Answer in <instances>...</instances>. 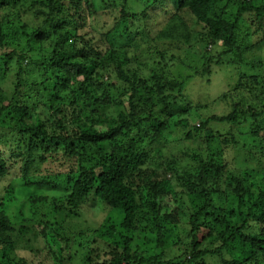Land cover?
<instances>
[{"label": "trees", "instance_id": "trees-1", "mask_svg": "<svg viewBox=\"0 0 264 264\" xmlns=\"http://www.w3.org/2000/svg\"><path fill=\"white\" fill-rule=\"evenodd\" d=\"M26 1L30 5L36 2L0 0V9L10 11L7 19H0V178L20 173L27 186H38V177L50 174L46 166L54 164L57 172L52 177L69 183L63 203L53 202L62 222L45 217L36 233L57 247L48 250L57 264L74 256L71 250L66 253L70 236L62 228L63 222L87 204L103 219L79 255L80 264H207L209 256L218 257L220 264H264V166L252 165L254 159L264 164V79L257 73L263 66L260 60L243 56L254 45L237 41L238 21L225 19L222 8L216 11L219 0H114L109 9L113 13L105 9L109 27L102 33L93 30L96 33L89 37L77 34L73 20L64 16L65 8L51 7L47 23L57 10L54 17L63 25V39L55 30L54 40L57 44L61 39L60 44L44 58L34 52L45 50V42L52 44L44 24L33 32L26 30L28 23L20 31L15 28L14 11L19 16ZM75 1L81 7V0ZM88 2L95 10L93 1ZM243 2L237 20L253 10L258 19L252 22L259 26L255 32L261 31L255 40H264V1L260 5L257 0H250L252 5ZM169 6L174 14L162 26L156 13ZM207 45L224 46L220 60L224 54L235 56L234 61H223L240 71L237 91L254 96L237 101L231 91L232 110L213 114L199 125L182 115L179 124L187 133L169 139L171 120L155 113L140 98L139 82L129 72L136 71L135 65L153 68L151 79L156 83L147 88L162 95L163 113L169 114L170 99H175L171 94L179 87L180 96L186 88L185 82L169 79V75L176 64L193 65V61L181 60L176 51L184 56L194 51L198 63L205 58ZM205 60L196 76L209 73L212 59ZM12 70H16V79L8 83ZM111 71L133 89L115 99L124 108L117 116L105 114L111 99L93 92L102 72ZM139 71L137 68L136 73ZM38 72L50 98L32 106L23 97ZM147 81L140 82L146 85ZM9 84L11 92L7 91ZM243 122L250 125L249 133L257 142L255 151L249 150L251 157L241 156L243 151L236 148L237 137L231 132V127ZM212 123L230 128L222 132ZM204 130L205 137L196 135ZM7 151L9 157H5ZM143 165L148 166L144 169ZM46 176L44 179L50 178ZM10 187L5 186V192ZM168 198L169 202L164 201ZM6 201L0 197V264H46L30 259L26 252L20 255L32 250L33 237L26 238L25 227L15 226L6 212ZM141 234L144 236L138 237ZM25 242L27 246H22Z\"/></svg>", "mask_w": 264, "mask_h": 264}, {"label": "rangeland", "instance_id": "rangeland-1", "mask_svg": "<svg viewBox=\"0 0 264 264\" xmlns=\"http://www.w3.org/2000/svg\"><path fill=\"white\" fill-rule=\"evenodd\" d=\"M35 1L36 2L33 5H30L27 1L24 2L23 8L21 9V13L19 16L16 13L17 10L14 11V22L15 28H17V30L19 31L25 23H28L29 25L26 27V30L30 32H33L36 28L44 24V27L47 30L48 40L52 42V44L50 46L48 42H45V50L37 49L34 51L35 55L40 58L49 56L50 52L52 51V48H58V43L60 44L59 40L63 39L61 35L63 31V29L61 31V28L63 27V25L58 23V21L56 22L57 18L54 17V15L58 13L57 10H53V13L51 14V18H53L51 19V21H49V23H47L46 19L49 18V12L52 10L51 7H55L57 9H61L62 7L65 8L66 10L64 16L73 20V29H78L77 34H85L86 36L88 35L87 37H89V33L93 32V30L98 31V33H102V31L106 30L109 26L107 25V15H105V9H108L106 11L110 13H113L114 11L109 10L114 0H92L93 6L96 7L95 10L94 7L92 8V10L90 9L88 0H81V7H79V3H77L75 0H52V2L50 0ZM116 1L118 3L121 2V0ZM133 1L138 0H132L131 2ZM243 1H247V3H245L246 5H252L250 0H239L238 2H233L229 0H219L217 2L216 11L222 8L225 19H227L231 23L238 21L237 41L242 42L246 40L249 46L254 45L251 50H249L250 48L246 49V52L248 50L249 51L243 56L245 58L251 59L252 61H261V64L263 66L261 67L262 71H259L257 69V73L263 75L264 79V40H255V38L258 39V33H261V31L258 30L257 32H255V29H257V27L259 28V26L257 24L254 25V22H252V19L256 22L258 16H256L253 10H249L244 15H242L239 20H237L239 17V9L243 6L244 3ZM263 1L264 0H257L256 3H263ZM67 9H70V11L73 12V17H70L69 11ZM11 11H13V9ZM38 11L41 12L38 13ZM9 12V9L2 10L1 8L0 19H7L5 15ZM173 14L174 12L169 6L167 11L162 10L157 12L156 18L160 19L161 25L163 26L167 22V20L172 17ZM79 16H82V18L79 19ZM105 22L106 24L104 25ZM189 23L193 25L192 20H190ZM262 27L264 28V21L262 22ZM55 30L57 31L59 38H61L57 40V44L56 40H54V38H56L54 34ZM95 33L96 32H93L92 35ZM71 41L72 39L70 40V42ZM67 44L68 43H66V45ZM204 47V52L206 53L205 58L207 57V59H212L209 64L211 67V73L209 71V73L204 77L196 76V74L198 70H201V68L203 67L202 65L205 64V58L201 59L197 63L195 60L194 51H192V53L190 51L187 56H184L185 54L183 52L179 53V51H176V54L178 56L180 54V56L182 57L181 58L179 56L181 60H185L187 62L193 61V65L192 67L184 68L180 64H176V66L172 70V73H170L169 75V79L183 81V83L185 82L186 86L185 91L184 87L182 88L180 96H178L179 87H176L173 94L170 93L172 96H174L175 99H170L171 110L169 112L171 113L169 114L163 113V104H161L163 102L162 95L159 94L156 89L151 90L147 88V86L151 87L154 86V84L156 83L155 80L151 79V71L153 68L151 66L142 67L135 65L134 68H136V71H133L134 69H132L129 72V76L131 77V79L134 82H139L138 84L140 89V98H142L144 102L148 105V107L152 108L155 113H158L162 117H167L171 120V127L167 131L169 139L175 140L176 135H179L180 133H182V135H185V133H187L184 127L179 124V120L182 115L188 116V119H190L192 124L199 125L202 123L203 120H206L207 117L212 116L213 114L221 115L224 113H229L232 110V98L230 96L231 91H233L234 97L237 99V101L243 100L246 102L248 96H254L252 93L246 90L237 91L239 87L236 85L241 79L240 71L238 67L228 66L226 60L225 62L223 61L224 59H227V61L233 60L235 56H225L224 54V56L220 60L219 54L224 51V46L217 45L216 47H214L207 45V47ZM34 52H32L31 54L34 55ZM235 61L237 62L239 61V59H236ZM14 66L16 65L13 63L12 68ZM137 68H140L139 74L136 73ZM16 75V70H12L8 76V83L13 82V80L16 79ZM34 77L35 78L31 79V86L26 87L24 92L26 96L23 97V101L28 102V104L32 106H36L38 103H42V100L44 98H50L49 92L44 90V86H42V82L44 79L42 73H35ZM144 78L148 79L146 85L140 82ZM94 85L98 86L97 88L96 86L94 87L95 91L93 92H95V96L101 97L102 94H105L112 101V103L110 104L111 106L105 110L106 115L117 116L124 111L123 106L117 104L115 99L119 98V96L124 93H130L133 91L132 85H130L129 82L126 83L122 81V79L119 78L117 73L111 71L102 72L100 78H98V82H96ZM9 86L10 88L6 86L8 89L7 91L11 92L12 85L9 84ZM49 86L52 88V85ZM168 92L169 91L167 90L166 93ZM228 92H230L228 98L225 97L227 99H221V96ZM190 102L193 103L196 108H194L192 104H190ZM54 103H58V101L55 99ZM89 103L91 108L92 101H90ZM251 103L254 104L255 101L252 100ZM198 105H202V108H197ZM43 118L46 121V118ZM243 123H238L234 127H231V132H233L237 137L236 148L242 149L243 151L241 153V156L244 157L245 154H247V156L251 157V151L249 150H252V152L255 151L254 149L256 148L255 145L257 144V142L256 138L252 137V135H250L249 133V131L251 130V128L249 127L250 125L246 122ZM4 125L7 126L10 124L5 123ZM66 125H70L69 122H66ZM212 126L214 128L218 127L222 132H227V129L230 128V126H228L227 124L212 123ZM54 129L60 131V129L56 125L54 126ZM196 135H201L202 137H205V130L203 133L196 131ZM183 137L186 139V141H192L186 136ZM202 140L203 139H201V141ZM149 152L150 154H153L154 151L149 150ZM4 154L5 157L10 156V153L8 151L4 152ZM236 155L238 156L240 154L236 153ZM253 164L259 168L264 166V164L260 162L258 164L257 159H254V163H252V165ZM147 166L148 165H143V168L145 169ZM46 167L50 174H44L38 177L40 181L38 186H27L25 184L26 182L22 180V178H19L20 173L17 174L15 177L10 176L5 179L1 177L0 197H6L7 206L5 209L7 214L11 217L12 222L15 224V226L17 228L25 227L26 238L33 237V241L31 242L32 250L22 251L20 255L23 254V252H26L24 255L29 257L30 259L36 258L37 260H41L46 264H57V262L53 258V255H51L48 251L49 247L52 249L56 248V250L57 247L55 245H50L51 242H47V240H45L41 236L36 237V233L38 235V232L41 230V225L43 222H45V217L50 220L60 219V221L62 222L61 218L63 217L59 216L55 212V206L53 205V202H55L56 199L60 201L58 202V204H62L64 198L66 197V194L70 191L69 183L66 181L65 178L59 179L58 176L52 177V175L57 172L56 165L48 164ZM46 175H50V178L44 179V177H47ZM9 185H11L12 187L9 188L8 192H5V186ZM21 189H23L24 191H22ZM32 196L36 197L35 201L32 200ZM12 199L14 200L12 202H9ZM164 201L169 202V198L165 199ZM96 214V208L88 206L87 204L80 209H76L75 216L73 218H65L63 225L61 224L62 228H65L64 231H67L69 233L68 235L70 236V249H66V253H69V251L71 250L72 255H74L73 258L66 260L65 264H73V260L76 257L77 258L74 263H81L79 255L84 252L86 244H88L93 238V236H95V233L92 232L94 227L95 229H97V227L99 226V222L103 219L102 215L97 216ZM261 223L262 221H260V226L263 227ZM143 236L144 235L141 234L138 237ZM138 239H136V241ZM139 242L143 243L144 240L141 239ZM22 246H27V243L25 242ZM206 262L207 264H211L212 262H219L220 264L218 257L209 256L206 258Z\"/></svg>", "mask_w": 264, "mask_h": 264}]
</instances>
